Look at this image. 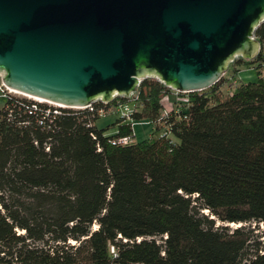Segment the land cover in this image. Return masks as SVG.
Segmentation results:
<instances>
[{
	"label": "trees",
	"instance_id": "1",
	"mask_svg": "<svg viewBox=\"0 0 264 264\" xmlns=\"http://www.w3.org/2000/svg\"><path fill=\"white\" fill-rule=\"evenodd\" d=\"M253 34L256 57L235 58L230 73L187 93L190 105L167 118L168 137L153 131L113 145L133 132L117 117L100 128L95 111L23 98L36 104L34 115L16 106L8 119L1 110L0 246L8 257L32 264H264V22ZM241 67L256 78L229 94ZM137 91L132 120L154 122L171 88L146 77ZM13 227L34 240L49 234L52 254L19 246ZM68 239L79 244H56Z\"/></svg>",
	"mask_w": 264,
	"mask_h": 264
},
{
	"label": "water",
	"instance_id": "2",
	"mask_svg": "<svg viewBox=\"0 0 264 264\" xmlns=\"http://www.w3.org/2000/svg\"><path fill=\"white\" fill-rule=\"evenodd\" d=\"M264 0H0V77L65 108L128 97L139 79L200 91L260 51Z\"/></svg>",
	"mask_w": 264,
	"mask_h": 264
},
{
	"label": "built area",
	"instance_id": "3",
	"mask_svg": "<svg viewBox=\"0 0 264 264\" xmlns=\"http://www.w3.org/2000/svg\"><path fill=\"white\" fill-rule=\"evenodd\" d=\"M262 57H263V62L262 64L264 65V50L262 51ZM142 79H139L138 81V86L142 82ZM234 83V82H233ZM138 86L136 88V91L132 94H130L128 97L129 100L125 102H121L117 100V102L114 105H109L110 103H102V106L95 107V105L90 103L88 106L81 108V109H88L89 111H95L98 117H106L108 115H115L117 118L122 119L124 122L130 123L131 126L135 125L136 123L138 124H143L149 127V133L147 137L151 136L153 131H156V136L159 137H168L169 132H170V124L167 123V118L170 116L172 113H180V110L185 109L187 106L190 105V98L187 93L189 92H182L178 90L171 89V96L165 97L166 103H168L169 108L168 109H163L162 114L159 118H157L154 122H149V121H133L132 120V113L136 110V105L135 101L138 97ZM235 86L231 85L227 87V92L229 94L232 93L233 88ZM19 94L15 93L14 90L8 88L1 80L0 77V97L3 98L4 100V105L0 109L2 110L8 119H13L12 115V110L14 107L19 106L23 107L25 112L28 115H34L35 112L37 111V106L36 104H30L26 105L20 101V97H18ZM116 97V96H115ZM39 102V101H37ZM132 105L131 108H129V105ZM165 104L163 103V107ZM166 107V106H165ZM54 113H57V111H53ZM49 113V110L45 111L44 116H46ZM44 116L41 117L39 120V124H42ZM183 118H186V116H183ZM18 124H21L23 122H17ZM158 127V128H156ZM133 129V128H132ZM135 134L132 132L131 136H122V137H117L111 141V144L116 145V144H127L130 143L134 140ZM0 211L3 213V209L0 204ZM10 222V221H9ZM235 226V225H233ZM97 227L96 223L94 222L92 226V230H94ZM13 231L15 235L20 238V242L18 245L20 246L23 244L27 249L29 250H43L48 252L49 254H52V246L54 242L50 239L49 234H45L43 240H34L31 239L27 236L26 230L23 228L19 227H13ZM163 238H166V235L163 236ZM139 239H137L138 241ZM56 244L62 245L63 247L67 248L68 245L76 246L79 244V241L71 240L68 239L65 243L64 242H56ZM110 253L115 257L116 252L113 246H110L109 249ZM4 262L8 264H32V263H26L22 258L18 257L16 253H13L11 257H8L6 254V251L4 250V247L0 246V264H3Z\"/></svg>",
	"mask_w": 264,
	"mask_h": 264
},
{
	"label": "rangeland",
	"instance_id": "4",
	"mask_svg": "<svg viewBox=\"0 0 264 264\" xmlns=\"http://www.w3.org/2000/svg\"><path fill=\"white\" fill-rule=\"evenodd\" d=\"M238 58L239 57H237L236 59H238ZM233 67H234V65L231 62L228 65V68H227V70H226L225 73L226 74L227 73H230L232 71V68ZM243 69H244V71L242 72V74L240 75V77L238 76L239 78L238 77H235L233 80H231V82L229 83V86L234 85V83H235V85H238L239 83H241V81L252 80V79H255L256 78V74L255 73H251L253 70L250 71L249 68H246V67H244ZM249 74H252V76H253L252 79H250L251 77H249L250 76ZM263 76H264V66H263ZM169 96H171V95H169ZM18 97L23 98V99H27V100H30V101H34L36 103H44V104H46V105H48L50 107H53L54 109H57V108H65V107H62V106H58L56 104H51L49 102H44V101L37 102L38 100H35L33 98H29V97H26V96H23V95H20V94H19ZM166 98L163 99V103L166 106V107L164 106V109H168L169 108V105H168V103H166V100H165ZM170 100H171V98H170ZM3 105H4V100H3V98L0 97V109L3 107ZM128 107L131 108L132 105L130 104ZM115 118H116L115 115H108L106 117H98V120H97L96 124H97L98 127L103 128L105 126H108V125L112 124L113 121L115 120ZM132 128H133V132L135 134V137H134V140L135 141H141V140L145 139L147 137L148 133H149V130H150L148 126L143 125V124H138V123H136L135 125H133ZM202 212L205 213V211H202ZM225 225H227L230 228H235V227H239L241 224H230V223H226ZM233 225H235V226H233Z\"/></svg>",
	"mask_w": 264,
	"mask_h": 264
},
{
	"label": "crops",
	"instance_id": "5",
	"mask_svg": "<svg viewBox=\"0 0 264 264\" xmlns=\"http://www.w3.org/2000/svg\"><path fill=\"white\" fill-rule=\"evenodd\" d=\"M243 68H244V67L239 68V71H238L236 77H238V76L240 77V75H241L242 72L244 71ZM249 70L252 71L253 69H250V68H249ZM251 73H255V71L253 70ZM262 74H263V69H262ZM249 75H250L249 77H251L250 79H252V77H253L252 74H249ZM239 77H238V78H239ZM252 80H254V79H252ZM246 81H251V80H246ZM246 81H241V82H246Z\"/></svg>",
	"mask_w": 264,
	"mask_h": 264
},
{
	"label": "bare ground",
	"instance_id": "6",
	"mask_svg": "<svg viewBox=\"0 0 264 264\" xmlns=\"http://www.w3.org/2000/svg\"><path fill=\"white\" fill-rule=\"evenodd\" d=\"M15 93H18L20 95H23V96H26V97H29V98H33V99L38 100V101H44L45 102V100H43V99H40V98H37V97L28 96V95L22 94V93H20L18 91H15Z\"/></svg>",
	"mask_w": 264,
	"mask_h": 264
}]
</instances>
